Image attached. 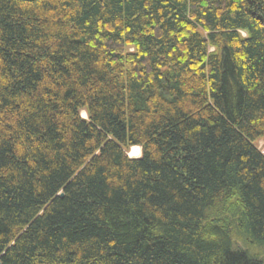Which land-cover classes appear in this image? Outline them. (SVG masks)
Masks as SVG:
<instances>
[{"label": "trees", "instance_id": "16d2710c", "mask_svg": "<svg viewBox=\"0 0 264 264\" xmlns=\"http://www.w3.org/2000/svg\"><path fill=\"white\" fill-rule=\"evenodd\" d=\"M258 140L264 0H0V264H264Z\"/></svg>", "mask_w": 264, "mask_h": 264}, {"label": "rangeland", "instance_id": "374dc122", "mask_svg": "<svg viewBox=\"0 0 264 264\" xmlns=\"http://www.w3.org/2000/svg\"><path fill=\"white\" fill-rule=\"evenodd\" d=\"M82 116H83L84 118L86 117L84 112H82ZM256 144H257L258 149H260L261 151L264 150V141H263V140H258V141L256 142ZM130 150H131V148H130V149L128 150V152H127V155H128L129 157H131V158H136V157L140 156V147H139V151H138L136 154L134 153L133 155L129 154V153H130Z\"/></svg>", "mask_w": 264, "mask_h": 264}, {"label": "bare ground", "instance_id": "6f19581e", "mask_svg": "<svg viewBox=\"0 0 264 264\" xmlns=\"http://www.w3.org/2000/svg\"><path fill=\"white\" fill-rule=\"evenodd\" d=\"M139 151V147L138 146H133L131 147L130 153L131 155H133L134 153L136 154Z\"/></svg>", "mask_w": 264, "mask_h": 264}]
</instances>
